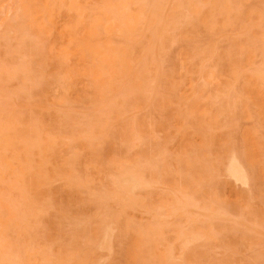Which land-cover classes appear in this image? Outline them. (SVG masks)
Instances as JSON below:
<instances>
[{
    "label": "rangeland",
    "instance_id": "1",
    "mask_svg": "<svg viewBox=\"0 0 264 264\" xmlns=\"http://www.w3.org/2000/svg\"><path fill=\"white\" fill-rule=\"evenodd\" d=\"M0 264H264V0H0Z\"/></svg>",
    "mask_w": 264,
    "mask_h": 264
},
{
    "label": "bare ground",
    "instance_id": "2",
    "mask_svg": "<svg viewBox=\"0 0 264 264\" xmlns=\"http://www.w3.org/2000/svg\"><path fill=\"white\" fill-rule=\"evenodd\" d=\"M231 171H232V173H233V175L237 178V179H243V174H242V170H241V168L239 167V165L236 163V162H234V163H232V167H231ZM232 176V175H231ZM130 178V177H129ZM132 179V178H131ZM126 180V179H125ZM132 181V180H131ZM134 181V180H133ZM128 182V181H127ZM131 183V182H130ZM129 183V184H130ZM244 183V182H243ZM127 184V183H126ZM134 184V183H133ZM132 184V185H133ZM131 185V186H132ZM136 185H138L137 183H136ZM133 186H135V185H133ZM132 186V187H133ZM107 233V232H106ZM108 237V236H107Z\"/></svg>",
    "mask_w": 264,
    "mask_h": 264
}]
</instances>
